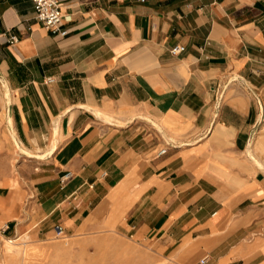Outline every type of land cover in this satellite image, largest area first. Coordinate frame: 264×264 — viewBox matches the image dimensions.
<instances>
[{
	"label": "crops",
	"instance_id": "obj_1",
	"mask_svg": "<svg viewBox=\"0 0 264 264\" xmlns=\"http://www.w3.org/2000/svg\"><path fill=\"white\" fill-rule=\"evenodd\" d=\"M59 3L64 35L0 0V158L9 124L43 155L0 176V236L19 213L264 264V0Z\"/></svg>",
	"mask_w": 264,
	"mask_h": 264
},
{
	"label": "rangeland",
	"instance_id": "obj_2",
	"mask_svg": "<svg viewBox=\"0 0 264 264\" xmlns=\"http://www.w3.org/2000/svg\"><path fill=\"white\" fill-rule=\"evenodd\" d=\"M7 127L10 138L14 135L17 139L12 126L9 124ZM12 141L10 158H0V176L17 174L19 160L25 156L17 147L19 142ZM14 191L0 188V197L7 196L6 200L11 201ZM30 199L31 192L28 191L22 203L14 207H21L24 213ZM12 206L6 204L4 208L10 211ZM15 216L14 220L8 221L12 224L0 236V264H200V257L189 262L188 253L164 251L148 240L114 229H73L61 221H54L49 226L44 222L28 224V220L19 219V213ZM17 223L19 227L15 229ZM55 225L63 228L67 238L55 236Z\"/></svg>",
	"mask_w": 264,
	"mask_h": 264
},
{
	"label": "built area",
	"instance_id": "obj_3",
	"mask_svg": "<svg viewBox=\"0 0 264 264\" xmlns=\"http://www.w3.org/2000/svg\"><path fill=\"white\" fill-rule=\"evenodd\" d=\"M142 1V0H141ZM33 7H34V13L35 18L50 32L54 34L64 35L66 33V30L63 28H60V24L63 18L61 5L59 3V0H32ZM15 35L9 34L7 36V40L9 42L14 41ZM184 49L183 45H174L170 48V52L172 54H177L178 52L182 51ZM47 81L50 80V78H46ZM259 102V101H258ZM260 106V103H259ZM260 112H261V106H260ZM165 148H160L157 152V154H162L165 152ZM71 175L70 172H65V174L62 175L61 180L68 178ZM54 234L55 236H58L62 239L67 238L65 233L63 232V228L60 225L54 226ZM206 256H202L199 259V263L203 264L205 262Z\"/></svg>",
	"mask_w": 264,
	"mask_h": 264
},
{
	"label": "water",
	"instance_id": "obj_4",
	"mask_svg": "<svg viewBox=\"0 0 264 264\" xmlns=\"http://www.w3.org/2000/svg\"><path fill=\"white\" fill-rule=\"evenodd\" d=\"M5 94H7V91H5ZM253 94L256 96L257 100H258L259 103H260V106H261V114H262V110H264V107H262V103H261L259 97H258L255 93H253ZM11 135H12V134H11ZM12 139L14 140V142H16V143L18 142L14 135H12ZM18 144H19V143H18ZM18 147H19L21 150L24 149L23 147L20 146V144H19ZM24 150H25V151L22 150L24 153H26V154H28V155H31V156H34V157H42V156H43V155H41V154H34V153H31V152H29V151L26 150V149H24Z\"/></svg>",
	"mask_w": 264,
	"mask_h": 264
},
{
	"label": "bare ground",
	"instance_id": "obj_5",
	"mask_svg": "<svg viewBox=\"0 0 264 264\" xmlns=\"http://www.w3.org/2000/svg\"><path fill=\"white\" fill-rule=\"evenodd\" d=\"M96 114V113H95ZM110 117V116H109ZM106 118V117H105ZM107 119V118H106ZM108 120V119H107ZM10 121V120H9ZM52 144V143H51ZM54 144V143H53ZM18 146H19V144H18ZM17 146V147H18ZM23 151H25L24 149H22ZM48 151V150H47ZM24 154V153H23ZM7 246H9V245H7ZM9 248V247H8ZM10 249V248H9Z\"/></svg>",
	"mask_w": 264,
	"mask_h": 264
}]
</instances>
